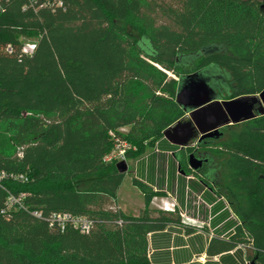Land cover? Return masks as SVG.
I'll return each mask as SVG.
<instances>
[{"label": "trees", "instance_id": "trees-1", "mask_svg": "<svg viewBox=\"0 0 264 264\" xmlns=\"http://www.w3.org/2000/svg\"><path fill=\"white\" fill-rule=\"evenodd\" d=\"M24 43L35 45L31 55L23 54ZM208 47L217 50L203 54ZM196 54L190 74L211 65L229 74L223 99L259 95L264 3L1 0L0 171L26 181L8 179L0 188V264H151L148 235L180 226L181 218L151 209L157 192L137 179L132 185L144 207L137 216L117 207L125 174L106 160L114 147L109 132L138 155L157 144L185 117L169 73L187 75L182 60ZM215 144L207 154L217 178L201 183L226 200L238 224L228 241L213 239L207 252L241 246L250 263L264 264V112L223 129ZM179 172L203 174L187 160ZM7 192L25 193L28 211L2 214ZM29 211L85 216L92 228L61 232Z\"/></svg>", "mask_w": 264, "mask_h": 264}, {"label": "crops", "instance_id": "crops-1", "mask_svg": "<svg viewBox=\"0 0 264 264\" xmlns=\"http://www.w3.org/2000/svg\"><path fill=\"white\" fill-rule=\"evenodd\" d=\"M181 150L182 148L171 144L163 136L156 144L153 153L136 162L134 179L147 184L154 192L167 193L168 189L174 191L182 207L187 205V191L201 188L203 201L210 206V230L205 228V230H190L187 233L183 227L176 224L167 226L163 231L150 233L147 251L151 264H245V248L241 246L218 255L208 254L209 243L213 239L228 241L238 221L224 198L217 197L197 179H187V176L179 172V163L183 158ZM157 156L161 157V167H158ZM188 180L192 181L191 186L188 185ZM184 182L186 192L182 190ZM117 207L125 213L119 205ZM142 208L128 215L137 216Z\"/></svg>", "mask_w": 264, "mask_h": 264}, {"label": "water", "instance_id": "water-1", "mask_svg": "<svg viewBox=\"0 0 264 264\" xmlns=\"http://www.w3.org/2000/svg\"><path fill=\"white\" fill-rule=\"evenodd\" d=\"M216 50V47H208L203 49V54H209ZM199 55L184 57L182 60L183 64L192 63ZM217 72H224L230 79L227 72L214 65L205 67L192 74L182 75L176 79L178 85L175 103L184 112L188 120H181L165 130L163 136L171 144L184 148L193 138H196L197 143L207 139L219 140L223 136V129L251 120L257 114L264 112V90L257 96H241L222 100L215 92V86H218V81L221 80L217 76ZM222 86L226 88L224 82ZM257 102H259L260 107L255 109L254 105ZM158 149H160V146H158ZM208 161H211L210 157L200 159L193 154L188 156V166L193 171L199 170L203 163H208ZM117 169L119 172L124 173L126 171L125 163L120 162L117 164ZM181 174L184 175L183 173ZM188 185H192L191 180H188ZM185 187L184 182L182 190L186 192ZM197 190L201 191V188ZM195 216L196 214L193 210L191 217L194 218ZM204 222L209 223L208 217ZM251 264L255 263L252 262Z\"/></svg>", "mask_w": 264, "mask_h": 264}, {"label": "rangeland", "instance_id": "rangeland-1", "mask_svg": "<svg viewBox=\"0 0 264 264\" xmlns=\"http://www.w3.org/2000/svg\"><path fill=\"white\" fill-rule=\"evenodd\" d=\"M259 1L264 3V0H259ZM134 36L136 39H138L137 35H134ZM185 66H186V68H185L186 73L184 72L183 74H190L192 71L191 69L193 67L192 64H188ZM216 74H217V76H219L221 78L222 81L221 80L218 81V86H215V92L221 97L222 100H225L222 98V95L224 96V95H226V93L227 94L229 93L228 88H227V81L229 79L224 72H220V73L217 72ZM169 77L177 79V77L171 73H169ZM223 82L226 84V88L222 86ZM259 107H260V104H259V102H257L254 105V108L257 109ZM186 120H188V118L185 116L182 119V121H186ZM119 132L125 134L127 132V128H123ZM193 144H196V138H193L192 140H190L185 147H187L189 145H193ZM127 145L130 147L128 150L132 151L131 153H133L135 151V149L132 148L128 143H127ZM155 148H156V144L152 148L148 149L143 155H138V154L133 153L131 155L132 156L131 158L125 157V159L122 161H117L118 159L117 160L111 159V161H115L117 164H119L120 162H124L126 165V171L124 172L125 177H124L123 182H122V184L119 187V190L117 192L116 204H117V206L119 205V207L122 208L127 215L133 214V212H135L136 209H138L140 207H144L143 196L137 189H135L133 187L132 180L135 178V164H136V162L138 160H140L141 158L153 153L155 151ZM117 154H118L117 151L116 152L111 151V153H110L111 157H114V156L116 157V156H118ZM156 158H157L158 167H161L162 166L161 157L158 158V156H157ZM167 191H168L167 193H169V194L155 191V192H157V195L155 197H153L149 207L151 209H154V210H161V207L164 205V203L171 204V203H173L174 199L177 202L176 195H175L174 191H172L170 189H168ZM139 194H141V195H139ZM202 201L203 200L201 197V191H199L197 189L194 191L193 190L187 191V205H186L187 206V216L191 217V213L193 212L195 206H197V204H199L200 205V213H199L198 219L200 222H202L204 224V221L207 219L208 214L206 212V210H207L206 205H204V203H202ZM177 204H178V202H177ZM184 207L185 206H183L182 208H184ZM229 208H230L231 212L233 213L230 206H229ZM187 228L192 229V230H204L206 228V229L210 230V228L206 227L205 225H203L199 228H196V229H194L192 226H187ZM209 233H210V231H209ZM245 259H246L245 264H251L246 257V250H245Z\"/></svg>", "mask_w": 264, "mask_h": 264}, {"label": "built area", "instance_id": "built-area-1", "mask_svg": "<svg viewBox=\"0 0 264 264\" xmlns=\"http://www.w3.org/2000/svg\"><path fill=\"white\" fill-rule=\"evenodd\" d=\"M32 1V0H31ZM1 2V0H0ZM35 49V45L32 43H24L22 47V52L25 55H31ZM109 135L113 138L114 140V147L112 151L116 152L118 156L111 157L109 154L106 157V160H111V159H118L117 161H122L125 159V153L126 151L130 148L126 142L118 140L112 132H109ZM197 144V141H196ZM196 144H193L194 146ZM21 155V153H19ZM191 177H187L189 179ZM13 180V181H18V182H24L26 181V177L21 174H12V173H6L4 171H0V188H3V182L5 180ZM26 197L25 193H19L17 195H14L12 193L7 192V197H6V202H5V207L1 211L2 214H6L10 210H25L28 211L27 206L24 205V199ZM199 199V198H198ZM186 200H187V195H186ZM204 205L207 206V214H208V220L210 221V206L205 204L204 201H202ZM161 210L167 211V212H174L177 211L180 218H181V227L187 228V226H192L194 229L199 228L203 225L206 227H209V223L204 224L199 221L198 216L200 213V205L197 204L195 206L194 211H195V218L187 216V206L185 205L184 208L180 207L176 200H173V203L168 204L164 203V205L161 207ZM29 213L34 216L37 219H43L45 220L49 227L56 228L57 230L63 232L66 228H72L73 230L81 233V234H88L92 228V222L85 216L81 215H72L69 213H52L48 215L47 217H43L41 212L39 211H29Z\"/></svg>", "mask_w": 264, "mask_h": 264}, {"label": "flooded vegetation", "instance_id": "flooded-vegetation-1", "mask_svg": "<svg viewBox=\"0 0 264 264\" xmlns=\"http://www.w3.org/2000/svg\"><path fill=\"white\" fill-rule=\"evenodd\" d=\"M214 141L213 144H211L210 146H203L201 147V145H189L185 148H182V154H183V158L182 161L187 160L188 161V156L193 154L195 157L200 158V159H205L207 157H209V155L207 153H209L212 149H214L216 147L215 144V140H211ZM189 148H193V151L191 153H188V149ZM202 175H198V176H194L193 175H189L187 177H191V179L195 178L199 181V183H201V178H203L204 180H206L210 185H213V182H215L216 178H217V170H216V166L215 164H212L211 161H208V163H203L202 165ZM204 187L208 188L210 191H212V189L208 186V184L205 183H201ZM206 204V203H205ZM207 208V206H206ZM183 230L186 231V228L183 227ZM205 230V229H204Z\"/></svg>", "mask_w": 264, "mask_h": 264}]
</instances>
